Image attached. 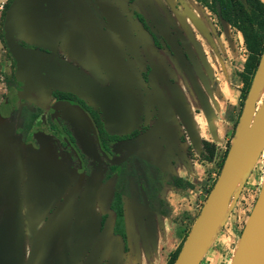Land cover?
I'll list each match as a JSON object with an SVG mask.
<instances>
[{
	"label": "flooded vegetation",
	"instance_id": "obj_1",
	"mask_svg": "<svg viewBox=\"0 0 264 264\" xmlns=\"http://www.w3.org/2000/svg\"><path fill=\"white\" fill-rule=\"evenodd\" d=\"M49 9L59 32L50 52L74 75L24 98L13 74L17 100L4 116L24 145L47 149L57 191L20 264H152L188 210L199 166L212 164L203 111L210 122L218 114L215 65L234 68L241 32L217 0H52Z\"/></svg>",
	"mask_w": 264,
	"mask_h": 264
},
{
	"label": "water",
	"instance_id": "obj_2",
	"mask_svg": "<svg viewBox=\"0 0 264 264\" xmlns=\"http://www.w3.org/2000/svg\"><path fill=\"white\" fill-rule=\"evenodd\" d=\"M46 2L50 7L52 0H11L4 14L3 37L15 61L14 77L24 83L18 92L20 97L37 95L55 81H67L62 77L66 73L74 75L67 61L50 52L59 32L53 11H45ZM19 39L37 48L23 46ZM263 90L264 50L219 174L172 264H200L225 223L240 187L261 160L264 93L260 103L258 100ZM203 112L212 128L208 112ZM187 131L192 138L191 127ZM48 153L45 147L24 145L12 119L0 115V264L21 263L26 236L36 234L40 222L56 202ZM230 264H264V179Z\"/></svg>",
	"mask_w": 264,
	"mask_h": 264
},
{
	"label": "rangeland",
	"instance_id": "obj_3",
	"mask_svg": "<svg viewBox=\"0 0 264 264\" xmlns=\"http://www.w3.org/2000/svg\"><path fill=\"white\" fill-rule=\"evenodd\" d=\"M261 1L264 2V0ZM1 10L4 11L5 14L6 10H4V7ZM207 11L208 10H206V8H203L204 16L207 15ZM3 20H4V15L1 12L0 14V42H1L0 43V115L7 116L10 113V110L13 108L12 104L17 100L15 97V89L17 87L15 86L14 77H13L15 71V62L6 47L5 41H2ZM233 38H234V42H233L234 49H230L229 53L232 58V64L234 65L233 78L236 84L240 86L239 92L241 93L242 84L238 78L237 73L242 69L241 64L247 58L248 52L247 50H242V48L244 49V42L243 45L240 44L241 41H243L241 33L238 34V37H235L233 35ZM232 50L234 52H232ZM263 93L264 90L260 94L258 103H260ZM239 107H241L240 103H239ZM227 112L228 113L231 112V109L228 108ZM202 125L203 124H200L199 126L201 132H203ZM222 131L223 128H221V132ZM224 138L226 137L224 136ZM222 142L216 140L215 143L216 145L214 149L215 152L213 157L211 158L212 164L207 165L201 163V166H199L200 168L198 171L200 175V180L196 183L195 187H193L194 190L193 193H190V195L192 194V196H194L196 201L192 200L193 201L192 204L193 203L194 204L191 206L190 210H184L183 213L182 210H179L178 213L179 215L175 218L176 226L175 227L173 226L171 228V236L174 238L173 244L168 245L167 248L162 251L161 260L159 261L158 264H165L167 262L170 254L183 242L196 215L198 214L201 208V206L198 207V200L199 199L202 200L201 202L202 205L208 193L207 190L209 189L207 184H211L212 178L214 177L212 175V172L215 173L218 172L221 164V160L225 154L222 152L221 145L224 144ZM227 146L229 148L230 140L227 141ZM263 156H264V152H263ZM263 156L261 160L256 164V167L251 171L246 182L240 187L237 197L232 205V208L226 218L225 223L221 226L218 233L212 240L200 264H230L241 230L256 200L260 186L264 179ZM202 188L204 190L203 192L200 193V190ZM185 193L186 192L184 191L180 194L183 195ZM21 195H22V190H21Z\"/></svg>",
	"mask_w": 264,
	"mask_h": 264
},
{
	"label": "trees",
	"instance_id": "obj_4",
	"mask_svg": "<svg viewBox=\"0 0 264 264\" xmlns=\"http://www.w3.org/2000/svg\"><path fill=\"white\" fill-rule=\"evenodd\" d=\"M217 1L220 5V15L222 16V18L227 20L232 27L241 32L246 50L248 52L247 58L243 63V69L241 72H239V77L242 82L240 93V116L244 100L248 94L253 77L258 67L259 60L264 50V3L260 0H244L245 4L241 0ZM10 2L11 0L6 1L4 10L7 9ZM2 14L4 15V11H2ZM2 41H4L3 35ZM227 150L221 160L219 171L222 167V163L224 161ZM214 152V150H210L209 154L206 155V159L211 160ZM213 183L210 185L209 189L211 188ZM209 189L207 190V192L209 191ZM181 244L170 254L169 259L165 264H172L180 249Z\"/></svg>",
	"mask_w": 264,
	"mask_h": 264
},
{
	"label": "crops",
	"instance_id": "obj_5",
	"mask_svg": "<svg viewBox=\"0 0 264 264\" xmlns=\"http://www.w3.org/2000/svg\"><path fill=\"white\" fill-rule=\"evenodd\" d=\"M6 1L7 0H0V14L2 12L1 9H3ZM215 68L217 70V75L219 77L221 98L214 99L215 108L218 114H213L211 125H212V130H213V137L217 141L218 140L221 142L223 141L222 143L224 144L221 145V148H223L225 147L226 145L225 143L228 140L231 141V138L233 137L234 126L235 124H237L238 119H239V111H240L239 103L241 102V98L239 94L240 86L236 84V82L234 81L233 69L226 68L219 63L215 65ZM221 69H223L224 71L221 72L220 71ZM228 108L231 109V112L229 113L227 112ZM221 128H223L222 132H221ZM224 136L226 138H224ZM207 185L209 188L211 184H207ZM203 190L204 189L202 188L200 190V193L203 192ZM192 200L196 201L194 196H191L190 200L188 201V210H190L191 206L194 204V203L192 204L193 202ZM199 200H198V207H199V204L202 202V200L200 201ZM171 228L172 226L170 225V228L168 229L167 234H166L167 239L165 240V242L160 243L159 248H157L155 254L153 255L152 264H158L159 261L161 260L162 251L165 250L168 245L173 244L174 238L171 236ZM125 264H139V263L136 260H132V261H126Z\"/></svg>",
	"mask_w": 264,
	"mask_h": 264
},
{
	"label": "built area",
	"instance_id": "obj_6",
	"mask_svg": "<svg viewBox=\"0 0 264 264\" xmlns=\"http://www.w3.org/2000/svg\"><path fill=\"white\" fill-rule=\"evenodd\" d=\"M223 150L225 151V150H226V147H223V148H222V151H223ZM224 151H223V152H224ZM217 169H218V168H217ZM218 173H219V170H218L217 173L213 172L212 175H213L214 177L212 178V182H211V184L215 181V179H216ZM209 187H210V186H209ZM200 206H201V203L199 204V207H200Z\"/></svg>",
	"mask_w": 264,
	"mask_h": 264
}]
</instances>
